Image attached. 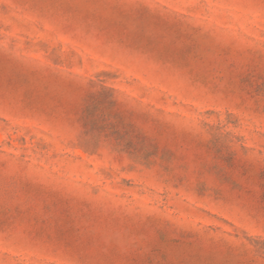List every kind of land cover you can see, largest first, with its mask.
I'll list each match as a JSON object with an SVG mask.
<instances>
[{
	"label": "rangeland",
	"instance_id": "rangeland-1",
	"mask_svg": "<svg viewBox=\"0 0 264 264\" xmlns=\"http://www.w3.org/2000/svg\"><path fill=\"white\" fill-rule=\"evenodd\" d=\"M0 264H264V0H0Z\"/></svg>",
	"mask_w": 264,
	"mask_h": 264
}]
</instances>
